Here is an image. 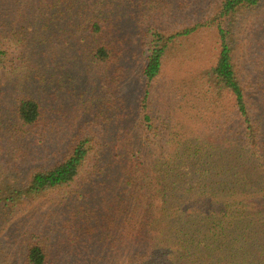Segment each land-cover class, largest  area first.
Segmentation results:
<instances>
[{
    "label": "trees",
    "instance_id": "trees-1",
    "mask_svg": "<svg viewBox=\"0 0 264 264\" xmlns=\"http://www.w3.org/2000/svg\"><path fill=\"white\" fill-rule=\"evenodd\" d=\"M16 1L0 0L4 244L23 264H48L39 233L9 220L19 204L66 191L85 209V234L101 232L105 254L130 253L131 264H264V0H222L182 29L164 23L181 0ZM197 32L214 42L208 60L168 75L170 54ZM81 65L99 70L90 92ZM173 75L156 104L151 83ZM55 77L79 90L49 145ZM134 82L141 94L129 102Z\"/></svg>",
    "mask_w": 264,
    "mask_h": 264
},
{
    "label": "rangeland",
    "instance_id": "rangeland-1",
    "mask_svg": "<svg viewBox=\"0 0 264 264\" xmlns=\"http://www.w3.org/2000/svg\"><path fill=\"white\" fill-rule=\"evenodd\" d=\"M18 1V0H17ZM16 1V2H17ZM28 0H19V5H22ZM184 5H181V9H174L173 14L168 19H165L164 23H167L172 28H183L184 25L197 22L203 18V16L212 13L213 8L222 0H181ZM180 1L175 0L174 3H179ZM176 4V5H177ZM207 32H197L192 34L189 37V40H184L182 46H180L178 52L170 54V58L175 56L173 60L166 61L167 74H171V69L175 71L177 69L183 68L188 69L189 66L195 65L197 67L200 63H204L208 60L206 52L210 50L214 42L210 39ZM132 46L137 47L138 43L135 38H132ZM178 55V58L177 56ZM57 61V59H55ZM178 60V62H177ZM140 60L137 61V65H140ZM134 64L128 67L132 68L131 75L132 80L137 82L138 75L137 70L138 66ZM194 67V68H195ZM194 70V69H193ZM68 66L65 71L62 73L70 72ZM99 72L98 69H92L89 72H86L84 66H80L77 70V74L81 75V80L83 81L82 87L85 86L87 92L91 91V85L95 81V73ZM54 74V70L52 71ZM176 74V73H175ZM174 74V75H175ZM168 76L166 79L155 80L151 83L154 89V102L158 105L162 103V98L166 90L168 89V80L170 78H175V76ZM61 78L55 77L54 80L48 82L50 85L46 87L47 100L50 108V116L57 125L54 127V130L57 131V134L53 135L52 144H56L59 140L58 137L61 136L60 125H65L67 119H72L71 116V105L70 99L72 97V92L79 90L77 86L73 83H69L68 80H61ZM134 82L129 86V91H127V98L129 102L133 101L141 93L138 92V84ZM79 87H81L79 85ZM61 105L66 111L64 114V121L60 120V116H63L62 113H57L59 107V100ZM60 115V116H59ZM51 142V141H50ZM45 155V158L50 156L51 151L45 150L42 152ZM32 167V166H31ZM263 171V169H260ZM5 171L9 172L8 169ZM26 174V173H25ZM13 179L9 178L6 181L7 183L12 181H18L20 175L16 172L11 174ZM9 180V181H8ZM3 189H0V195L4 194V191H10L8 187L1 186ZM257 187L264 193V174L259 178V183ZM75 186H72L70 190H74ZM66 191L61 192L58 196H53L51 199H47L38 203V201L33 202L31 199L26 203L19 204L20 213L12 216V220H9V224L15 225V227H20L24 230H35L39 233L43 239V244L46 246L49 253V263L48 264H131L129 260L130 253H125L124 255L117 253V257L105 254V249H103L100 242L103 237L97 233L85 234V227L83 225V219L86 216L84 208H80L77 203H71L64 201L66 198ZM99 199L93 202V205H98L100 207ZM66 205L71 206V209H68ZM101 208V207H100ZM91 209V208H90ZM102 234V233H101ZM103 235V234H102ZM13 236V234H12ZM94 236V237H93ZM16 237V233L14 235ZM92 237V240L89 239ZM0 240L3 242V252L0 257V264H23V254L22 250L16 244L5 245L2 236ZM89 240V242H88ZM136 251L135 253H137ZM138 256V255H137ZM139 257V256H138ZM134 264H137L134 261Z\"/></svg>",
    "mask_w": 264,
    "mask_h": 264
}]
</instances>
